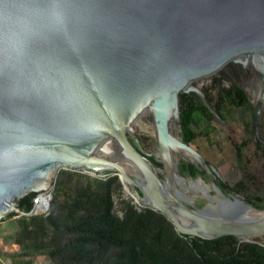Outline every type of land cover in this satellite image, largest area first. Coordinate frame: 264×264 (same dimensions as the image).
<instances>
[{
  "label": "water",
  "instance_id": "water-1",
  "mask_svg": "<svg viewBox=\"0 0 264 264\" xmlns=\"http://www.w3.org/2000/svg\"><path fill=\"white\" fill-rule=\"evenodd\" d=\"M227 64L259 80L264 148V0H0V219L61 168L109 170L178 235L264 247L251 239L264 237V208L226 194L178 128L180 93L219 118L194 81ZM142 112L163 179L134 135ZM179 159L206 181L177 172Z\"/></svg>",
  "mask_w": 264,
  "mask_h": 264
},
{
  "label": "rangeland",
  "instance_id": "rangeland-1",
  "mask_svg": "<svg viewBox=\"0 0 264 264\" xmlns=\"http://www.w3.org/2000/svg\"><path fill=\"white\" fill-rule=\"evenodd\" d=\"M228 65L206 78L194 81V84L211 98V108L214 111L218 109L222 118L211 114L210 117L197 118L194 125L178 128L188 143L215 170L214 174L226 186V194L249 200L252 206L264 208V148L258 137H254L252 133L256 77L251 69L247 70L244 78L230 77L225 73ZM233 86L240 88L245 94L246 102L241 106L236 105L230 95ZM140 122L144 129L135 130L134 135L143 151L160 163L155 157L158 151L157 143L150 133L152 124L146 114L141 116ZM257 132L264 141V103ZM237 146L240 148L239 159L235 156ZM180 160L177 162V172L188 178L206 181L203 175L197 173L199 168L188 162L196 171L194 175L180 171ZM151 167L157 170L158 178L163 179V172H159L162 166L151 163ZM113 177L117 176L109 170L91 172L82 168H61L47 190L50 197L49 216L58 217V222H63L64 218L70 215L96 216V203L102 204L106 194L110 193L111 209L118 219L128 218L134 213L136 218L142 217L144 225L150 224L148 228L152 236L160 230L163 238H167L165 223L162 220H154L153 215H146V210L150 208L135 202L124 192L122 185L117 188ZM150 210L162 217L156 211ZM11 213L16 212H10L0 219V264H88L90 257H95L93 264H118L114 250L105 258H100L97 252L90 255L89 251L83 252V258L76 256L68 248V243L76 236L66 229L71 226L68 220L63 226L55 227L45 219L46 217ZM178 237L185 244L176 251L178 256L188 260V264H202L200 259L187 249V240L181 235ZM255 241L264 245V238ZM33 244L41 248L35 250Z\"/></svg>",
  "mask_w": 264,
  "mask_h": 264
},
{
  "label": "trees",
  "instance_id": "trees-1",
  "mask_svg": "<svg viewBox=\"0 0 264 264\" xmlns=\"http://www.w3.org/2000/svg\"><path fill=\"white\" fill-rule=\"evenodd\" d=\"M230 95L233 96L235 104L238 106L246 102L244 92L236 86L232 87ZM205 98L211 104L210 99L207 96ZM179 111L180 126L184 128L190 124H196L197 118L210 117L212 114L193 94L187 93L179 94ZM216 113L222 118L218 109H216ZM182 140L187 143L186 139ZM235 156L237 159L240 158L238 146L235 147ZM147 159L152 164L161 165L150 156H147ZM178 167L180 171H186L191 176L196 172L184 160L179 161ZM197 173L203 175L205 179L203 169H199ZM113 179L117 183L116 187H120L121 183L118 178L113 177ZM213 180L223 191L224 186L221 181ZM35 194V192L30 193L19 201L18 207L22 212L30 210L31 198ZM103 200L102 204L96 203V216L70 215L64 218L63 222H58L60 221L57 219L58 217L49 216L50 213L45 216L46 218H40L49 220L55 227L63 226L64 222L68 220L71 226L66 229L72 234H76L73 241L68 243V248L81 258H83L84 251H89L90 255L97 252L100 254V258H105L110 251L114 250L118 264H188V260H184L176 252L179 247L185 246L184 242L178 237V234L176 235L172 225L163 216L156 215L150 209L146 210V215H153L154 220H162L165 223L167 238H163V233L160 230L155 236H152L148 228L150 224L144 225L142 217L136 218L134 213H131L128 218L118 219L111 209L110 193H107ZM245 201L251 204V201L246 199ZM14 214L16 213H11V215ZM181 236L187 240V249L192 251L202 264H264V247L257 243H238L231 236H222L212 240H200L187 235ZM262 238L264 237H253L252 239ZM33 247L35 250L41 248L36 244H33ZM93 258L95 257H90L87 263L93 264Z\"/></svg>",
  "mask_w": 264,
  "mask_h": 264
},
{
  "label": "built area",
  "instance_id": "built-area-1",
  "mask_svg": "<svg viewBox=\"0 0 264 264\" xmlns=\"http://www.w3.org/2000/svg\"><path fill=\"white\" fill-rule=\"evenodd\" d=\"M49 198L48 191L36 192L31 198L32 206L30 210L28 212H21L20 214H33L40 217L47 216L50 212Z\"/></svg>",
  "mask_w": 264,
  "mask_h": 264
},
{
  "label": "flooded vegetation",
  "instance_id": "flooded-vegetation-1",
  "mask_svg": "<svg viewBox=\"0 0 264 264\" xmlns=\"http://www.w3.org/2000/svg\"><path fill=\"white\" fill-rule=\"evenodd\" d=\"M248 69L250 68H246V70L243 71V69L239 64H235V65L229 64L227 66V70L225 71V73L230 77L237 76L239 78H244V75H246Z\"/></svg>",
  "mask_w": 264,
  "mask_h": 264
},
{
  "label": "bare ground",
  "instance_id": "bare-ground-1",
  "mask_svg": "<svg viewBox=\"0 0 264 264\" xmlns=\"http://www.w3.org/2000/svg\"><path fill=\"white\" fill-rule=\"evenodd\" d=\"M211 75H212V74H211ZM208 76H210V75L203 76V77H201V78L203 79V78H206V77H208ZM201 78H199V79H201ZM256 83H257V88H256L255 99H254L253 103H255V101H256V99H257V97H258V93H259V80L256 79ZM143 114H146V112H142V113L139 114L137 120L134 122L135 124L140 125V118H141V116H142ZM141 125H142V123H141ZM156 158H157V160H160V154H159V151H157V153H156ZM152 171L156 174V171H157V170L153 169ZM159 172L161 173V172H163V170L160 169ZM162 174H163V173H162ZM199 181H200V180H199ZM200 182H201V181H200ZM201 183H203V182H201ZM239 207L242 208L241 210H243V209L245 208L244 205H239ZM251 239H252V238H251Z\"/></svg>",
  "mask_w": 264,
  "mask_h": 264
}]
</instances>
